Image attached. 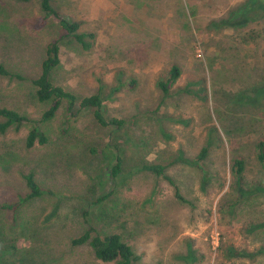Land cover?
I'll return each instance as SVG.
<instances>
[{
    "label": "rangeland",
    "instance_id": "rangeland-1",
    "mask_svg": "<svg viewBox=\"0 0 264 264\" xmlns=\"http://www.w3.org/2000/svg\"><path fill=\"white\" fill-rule=\"evenodd\" d=\"M248 1L51 0L93 34L83 49L55 16L36 25L38 0H0V62L23 76L0 77V104L31 120L0 134V264H113L96 259L87 243H71L89 228L119 233L138 257L134 264H264V229L250 230L264 221V196L251 201L261 192L255 187L264 189L254 149L264 139V99L237 100L264 79V9L245 26L216 25ZM57 37L52 82L79 99L99 93L104 116L123 119L121 126L99 125L77 103L74 117L66 118L63 103L54 119L37 121L47 104L36 100L31 80ZM173 64L180 75L165 94L159 83ZM33 126L48 142L27 148ZM202 147L201 170L194 160ZM115 155L122 165L113 178ZM236 157L245 162L239 187ZM145 162L164 165L188 202L139 170ZM27 173L44 193L3 207L28 193Z\"/></svg>",
    "mask_w": 264,
    "mask_h": 264
},
{
    "label": "trees",
    "instance_id": "trees-1",
    "mask_svg": "<svg viewBox=\"0 0 264 264\" xmlns=\"http://www.w3.org/2000/svg\"><path fill=\"white\" fill-rule=\"evenodd\" d=\"M17 2H29L32 0H14ZM43 16L40 17L36 25L42 26L46 20V17L53 15L58 19V24L60 28L64 31L65 36L72 37V39L81 45L83 49H89L91 47V42L87 37L93 38V34H86L79 31L80 23L76 20L70 19L59 15V13L52 7L51 0H38ZM258 9H264V1L262 0H249L244 4V6L233 10L230 12L229 21H219L216 23L219 27H242L248 23V15L253 13L254 18L259 17L257 15ZM62 37H57L51 39L45 46V55L41 61L40 72L38 76L31 80L34 86V95L37 101L40 103L47 104V107L41 112L38 117V122L46 123L54 119L60 107L65 103V116L66 118H71L75 116L72 109L77 103L80 109H92L94 120L101 126H121L124 122L123 119L118 118H107L103 114V100L99 93H94L88 96H83L80 99L77 96L65 89L62 86L55 85L51 80L52 70L59 66L60 64V40ZM180 75V68L173 64L169 69L168 76L165 81L159 83L162 91L167 94L169 88L176 82ZM0 77L15 78L18 80H23V76L19 73H14L10 71L3 63L0 62ZM245 94L244 97L240 95ZM264 99V79L260 82L255 83L251 88L242 90L238 96L237 100L245 101L250 105H258ZM31 121L29 117L18 111L17 109L10 108L6 105L0 104V134L6 133L8 130L13 129L15 131L20 130L25 122ZM68 119L63 120L66 124ZM64 131V129H63ZM48 142V136L36 126L31 127L25 137V146L27 148L33 147L35 144H46ZM255 158L264 171V139L259 138L254 143ZM208 155L207 147H202L196 156L194 163L197 168L203 169L202 161L205 160ZM115 162L111 166V175L113 178L117 177L122 160L119 155H115ZM139 170L148 171L152 174L159 176L166 180L172 185L174 189V196L177 201L181 203H187L188 201L182 196L178 185L175 183L169 175L165 173V166L160 163L145 162L139 166ZM245 170V162L243 158H234L231 164V171L236 178L235 184L237 187L240 186L243 180V172ZM204 171V170H203ZM205 172V171H204ZM26 185L28 187V193L25 196L19 197V202L13 204H3V207L10 209H16L20 205V202L26 201L28 199L39 197L44 193L32 173H27L23 175ZM257 191H261L257 196L253 198V201L259 196H264L263 188H256ZM248 198V197H247ZM246 198V199H247ZM246 199L239 200V202L246 201ZM238 203V202H237ZM253 229H264V221L255 222L250 225V230ZM92 229L89 228L84 231L81 235L73 238L71 243L73 245H82L87 243L93 251L96 259L113 264H134L138 257L134 254L132 247L129 243L119 234V233H109L104 236H99L92 233Z\"/></svg>",
    "mask_w": 264,
    "mask_h": 264
}]
</instances>
